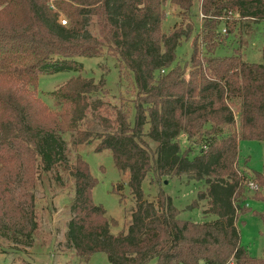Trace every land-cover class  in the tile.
I'll return each instance as SVG.
<instances>
[{"label":"trees","instance_id":"16d2710c","mask_svg":"<svg viewBox=\"0 0 264 264\" xmlns=\"http://www.w3.org/2000/svg\"><path fill=\"white\" fill-rule=\"evenodd\" d=\"M167 1L0 0L1 236L32 245L39 228L38 171L67 162L63 134L74 133V145L89 143L93 133L79 127L90 109L104 106L100 100L90 103L99 90L93 80L72 78L51 93L60 110H50L39 98L40 77L79 71L76 58L96 57L99 47H108L132 73L138 92L134 122L120 112L110 131L95 135L96 152L111 151L115 167L128 175L135 209L127 232L113 235L116 221L94 202L98 180L78 155L70 170L75 197L69 244L86 261L103 253L110 264H264V251L254 257L242 245L238 226L250 210L244 195L247 176L238 169L239 144L264 143V44L261 63L247 62L239 53L216 55L221 24L226 22L230 33L234 26L221 18L236 12L240 19L262 23L264 0H205L206 53L195 45L189 71L175 63L192 29L162 31ZM172 3L184 12L193 7V0ZM93 21L98 35L89 32ZM182 133L200 149L193 159L178 143ZM145 138L157 145L153 153ZM152 171L158 178L187 175L204 182L207 191L198 200H208L203 214L215 219L181 218L164 192L147 201L142 183ZM253 175L255 200L263 202L264 172ZM123 190L120 184L114 190L121 200ZM258 215L264 225V213Z\"/></svg>","mask_w":264,"mask_h":264},{"label":"rangeland","instance_id":"374dc122","mask_svg":"<svg viewBox=\"0 0 264 264\" xmlns=\"http://www.w3.org/2000/svg\"><path fill=\"white\" fill-rule=\"evenodd\" d=\"M205 0H193L190 11L184 12L168 0L163 10L166 13L162 31L170 34L178 29L187 33L192 29L190 37L183 38L177 50L176 65L190 70V62L195 45L200 53H206L204 40L203 11ZM233 26V33L229 32L226 22L219 30V40L222 44L216 50L217 56H230L239 53L243 59L250 63L263 61L262 49L264 44V22L255 24L247 19H240L236 12H230L221 18ZM62 21L67 18L62 16ZM250 22V23H249ZM65 25V24H64ZM224 29L228 33L224 34ZM98 27L93 21L89 27L92 35H98ZM96 57H78L76 61L82 65L79 71H67L52 75H42L39 82V98L50 110L59 111L56 98L51 93L57 92L72 78L93 80L99 90L92 95L90 103L100 100L104 106L97 111L91 109L87 113L86 121L80 125L82 131H91L93 137L89 143L74 145L75 134L67 132L62 135L66 144L67 162L53 171L40 169L36 177V211L38 231L34 235L32 245L23 241L13 242L10 237L0 235V264H110L103 253L94 254L90 260L77 255L76 251L67 241L68 225L73 217V199L75 197V182L70 170L81 155L90 166L93 177L98 180L93 190V200L102 205L110 220L116 224L111 227V233L118 235L127 232L132 223V212L135 209V199L128 185V175H122L115 167L111 151L96 152L99 140L97 133L110 131L120 112L126 113L131 122H134L135 100L137 89L133 82L132 73L125 67L108 47L100 48ZM109 121L108 126L106 122ZM152 153L157 145L145 138ZM182 152L190 158L199 154V147L188 141L186 134L178 138ZM238 169L247 176L244 187L248 213L241 215L238 220L241 243L254 257H261L264 251V225L260 215L264 213V201L255 200L257 182L253 173L264 172V143L257 141H241L239 144ZM155 162V158H154ZM124 186L122 191L124 200L116 190V186ZM254 184L255 187H249ZM142 189L147 201H154L160 192L170 196L174 205L180 211V217L193 222H204L215 219L203 212L209 208L208 200L199 201L200 193L207 191L204 182L192 180L190 176L158 178L150 172L142 183ZM259 198L264 200V189L259 191ZM197 203L198 208L193 206ZM194 207V208H193ZM256 213V214H255Z\"/></svg>","mask_w":264,"mask_h":264},{"label":"built area","instance_id":"2783aa9c","mask_svg":"<svg viewBox=\"0 0 264 264\" xmlns=\"http://www.w3.org/2000/svg\"><path fill=\"white\" fill-rule=\"evenodd\" d=\"M62 24H66V22L62 21ZM228 33L227 29H224V34ZM249 187H255L254 184H250Z\"/></svg>","mask_w":264,"mask_h":264}]
</instances>
